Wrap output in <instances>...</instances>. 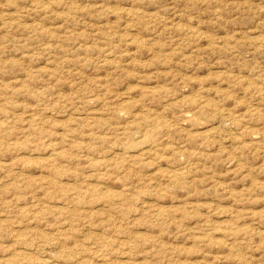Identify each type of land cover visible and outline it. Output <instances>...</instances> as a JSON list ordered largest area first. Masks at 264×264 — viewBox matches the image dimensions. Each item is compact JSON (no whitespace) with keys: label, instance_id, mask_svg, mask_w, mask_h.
Listing matches in <instances>:
<instances>
[{"label":"rangeland","instance_id":"1","mask_svg":"<svg viewBox=\"0 0 264 264\" xmlns=\"http://www.w3.org/2000/svg\"><path fill=\"white\" fill-rule=\"evenodd\" d=\"M0 264H264V0H0Z\"/></svg>","mask_w":264,"mask_h":264}]
</instances>
